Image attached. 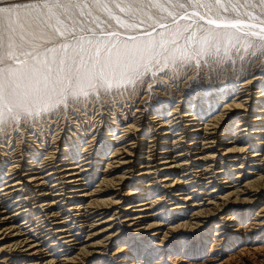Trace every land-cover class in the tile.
<instances>
[{"label":"bare ground","instance_id":"1","mask_svg":"<svg viewBox=\"0 0 264 264\" xmlns=\"http://www.w3.org/2000/svg\"><path fill=\"white\" fill-rule=\"evenodd\" d=\"M124 43L104 58L106 81L123 78L115 59L137 69L150 57L151 45ZM73 62L59 74L81 69ZM86 72L73 84L89 93ZM175 91L109 113L98 130L84 112L80 134L50 117L20 156L0 142V264H264V72ZM45 96L28 106L43 109Z\"/></svg>","mask_w":264,"mask_h":264},{"label":"rangeland","instance_id":"2","mask_svg":"<svg viewBox=\"0 0 264 264\" xmlns=\"http://www.w3.org/2000/svg\"><path fill=\"white\" fill-rule=\"evenodd\" d=\"M9 2L10 0H5L3 4H0V8L6 7ZM16 2H28V0H16ZM27 11L28 15L18 23H11L10 26L6 24L3 34L2 52L6 57L10 55L11 58H6L4 64L0 65V67L11 69L13 76L16 74V70H23L26 67L38 70V74L46 75L48 73L46 66L48 69L51 67L52 76H56V73H59L67 65L66 61L69 62L68 64L76 63L73 61H77L82 65V70L84 69L82 67H85V72L86 70L93 72L87 85H94L99 83L97 79L99 69H105L106 67L104 58L111 55V48L115 47V45L119 46L127 41L125 43H129V45L130 42H134L133 46H145H140L142 50L149 45L152 48L146 49L148 52L150 51V57L144 60V63L140 67L138 66L139 68L137 67L138 70L145 73L143 77L146 81L145 83L138 86L126 83L125 81L134 68L124 69L125 65L123 66V64L125 62L123 61L125 59L119 58V61L123 64H120L117 62L118 59H115V62L113 61L112 63H115L114 68H112L116 70L115 72L112 68L111 70L115 74L118 73V69L124 70L123 78H126L124 82L122 77V80L114 79L110 81L114 85L109 89L112 93L111 97L105 96L100 103H96L93 90H90L89 98L81 97V99H85V103L79 106L74 105L71 109L59 106L58 111L47 112L49 116L41 112L39 122H30L28 124L21 122L14 126L13 129H9L7 133H0V142L8 143V146L12 150H16L19 156L23 155L25 150L29 152L30 148L27 145L32 138H28V136H40L41 132L37 131V129L40 130L41 127L45 126V122L52 121L50 117H53V120L57 123H61L62 120L66 124L75 122L74 130L80 134L78 130H82L81 128L84 127L85 123L80 124L81 127H75V125L79 123L77 122L79 119H82L84 112L89 117L93 113L92 115L96 118L94 119L93 116L91 118L93 123H95L91 129L94 130L95 127L98 130L101 121L112 118L114 112H121L132 103H139L142 98H147L148 101L144 100L143 103L146 102L145 105L151 108L152 106L150 105L152 103L163 101L162 104H165L167 100L175 99L174 93L178 88L181 94L185 95L188 92L195 91V89H206L210 86H217V84L222 86L237 80H243L255 71L262 74L264 72V51H257L256 55L253 56L251 55L253 49L248 46V42L264 44V40L260 39V36H264L263 33L254 28L256 26L264 28V5L245 4L243 0L240 3L224 2L220 4L214 3L212 0H200L199 3H188L187 0H178V2L177 0H171V2L167 3L164 0H154V2L149 3L144 0V2L137 4L122 3L120 0H116V2L104 0L101 3L32 5ZM209 20L214 23L209 24ZM231 22L240 25L236 27L216 26L217 24L225 25ZM24 29L34 34H41V36L36 39L25 33ZM251 33H257L258 35L253 36ZM172 34H178L176 40L169 44L166 49L161 47V49L163 48V53L160 49L163 39H165V35L167 37V35L170 36ZM210 35H218V39H208ZM160 39L161 41H159ZM101 41L103 42L101 43ZM142 50L140 49L141 52H143ZM132 51L134 49L127 50L125 57L128 59L133 57L134 54L132 53L135 52ZM104 52L107 53L105 54ZM130 52H132V56ZM135 54L137 55L138 53ZM116 62L120 67L116 65ZM40 65H43L42 69L45 68L46 72L43 70H40L42 72L39 71ZM62 65L64 66L61 67ZM180 65H183V67L181 68ZM66 68V76L69 74V69L75 71V68L68 66ZM81 69H79L80 75L84 72L82 71L81 73ZM259 69L263 70V72ZM74 81L75 77H73L72 83ZM182 86L184 87L182 88ZM184 88L187 89L185 90ZM188 89L191 90L189 91ZM18 91H23V88ZM155 94H157V97ZM34 96L30 98L31 102L32 100L35 101ZM45 97L48 96L46 95ZM53 99L55 98L53 97ZM50 102L51 100L48 104ZM7 107H12L14 112L20 111V108L15 107L11 103ZM7 107L4 108L5 112H7ZM94 112H96V115ZM76 116L78 117L76 118ZM48 125L50 124L48 123ZM84 128L88 129L87 126ZM41 130L42 132L44 131V129ZM9 137H11L10 142L7 141ZM33 139L38 142L37 145L40 144L38 137ZM88 139L91 140V138ZM34 142L32 143L33 145ZM24 157L21 156L17 159H21L20 162L25 163L26 158L24 159Z\"/></svg>","mask_w":264,"mask_h":264},{"label":"snow or ice","instance_id":"3","mask_svg":"<svg viewBox=\"0 0 264 264\" xmlns=\"http://www.w3.org/2000/svg\"><path fill=\"white\" fill-rule=\"evenodd\" d=\"M5 0H0V4H3ZM94 2L101 3L104 0H28V2H16V0H10L6 7L0 8V65L4 64L6 58L11 56H5L2 52L3 34L6 24L18 23L25 16L28 15V11L32 5L41 4H75ZM116 2V0H111ZM120 2H126L129 4L142 3L144 0H120ZM152 3L154 0H147ZM165 3L171 2V0H164ZM178 2V0H177ZM188 3L197 2L200 0H187ZM212 2L220 4L224 2L228 3H240L241 0H212ZM245 4H259L264 5V0H243ZM23 10V11H22ZM123 10V9H122ZM227 11V9H225ZM209 24L214 23L209 20ZM217 27H236L235 23L220 25ZM14 31V29H13ZM247 35V33H246ZM256 36L257 33H251ZM23 39V37H21ZM208 39H218L217 36H209ZM264 40V36L260 37ZM248 46L253 49L251 55L255 56L257 51H264V44H255L248 42ZM66 47V45H65ZM182 68L183 65H180ZM145 73L137 69H133L131 75L125 81L129 85H139L146 81L144 80ZM73 77L79 80V69L73 71L69 69V74L64 77L57 73L56 76H52L51 69H48V73L38 74V70L26 67L23 70H16L15 77H13V71L0 67V133H7L9 129H13L14 126L23 122L28 124L30 122H39L41 112L47 113L52 110H59V106H63L65 109H71L74 105L79 106L85 103V99L89 98V93L83 90H77L76 86L72 83ZM98 84L91 85L93 88V95L95 102L100 103L101 100L107 97H111L112 93L109 91L114 85L105 80L104 68L99 69L97 73ZM67 81V83L65 82ZM23 88V91H18ZM44 94L51 99V103L47 104L43 109H35L29 107L31 103V97L33 95ZM103 94V95H102ZM55 99H52V98ZM11 103L15 107L20 108L19 112H14L12 107H7ZM7 107V112L4 108Z\"/></svg>","mask_w":264,"mask_h":264}]
</instances>
